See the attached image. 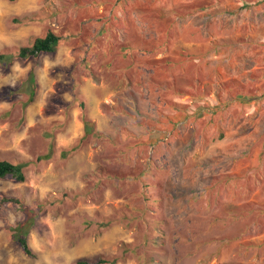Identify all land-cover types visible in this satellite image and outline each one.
<instances>
[{"label": "rangeland", "instance_id": "rangeland-1", "mask_svg": "<svg viewBox=\"0 0 264 264\" xmlns=\"http://www.w3.org/2000/svg\"><path fill=\"white\" fill-rule=\"evenodd\" d=\"M8 54L0 264H264V0H0Z\"/></svg>", "mask_w": 264, "mask_h": 264}, {"label": "trees", "instance_id": "trees-1", "mask_svg": "<svg viewBox=\"0 0 264 264\" xmlns=\"http://www.w3.org/2000/svg\"><path fill=\"white\" fill-rule=\"evenodd\" d=\"M60 42H61V36L54 33L52 29L46 28L43 34L36 36L30 45L19 47L15 51L16 53L15 57L19 58L20 60L25 61L30 58H38L42 54H53L58 49ZM13 57H14L13 54H8L6 56L0 55V63L2 65H5L6 63H10ZM6 58L8 59L7 62L5 61ZM28 81L30 83H33V77L31 73H30V77L28 78ZM33 96H34V91L31 89L29 92V100L31 102H32ZM84 124H85V128H84L85 136L90 135V134H95L91 123L89 124L88 121L86 120ZM68 154L69 153L67 152H63L61 153V157L66 158ZM47 159H49L48 154L37 158L38 161L47 160ZM24 167H25V164H18V163L15 164L9 161L1 160L0 161V180L11 179L18 183L24 182L25 180ZM100 179H102V177ZM12 202H16V201L13 199H7L3 197L0 200V203H4V204L12 203ZM106 225L107 223H103V221H100L101 227L106 226ZM13 238L17 240V243L19 244L21 250L23 251L25 255L33 256L28 246V243L26 241L25 235L23 233H18L14 235ZM106 263L107 261L103 259H98L97 261H92V262L78 260L76 261L75 264H106Z\"/></svg>", "mask_w": 264, "mask_h": 264}]
</instances>
